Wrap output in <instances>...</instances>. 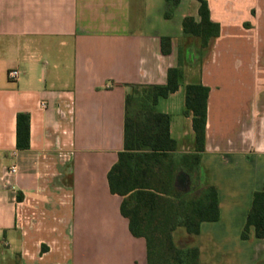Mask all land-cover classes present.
<instances>
[{
    "label": "crops",
    "instance_id": "crops-1",
    "mask_svg": "<svg viewBox=\"0 0 264 264\" xmlns=\"http://www.w3.org/2000/svg\"><path fill=\"white\" fill-rule=\"evenodd\" d=\"M207 1L221 33L204 49L183 26L201 21L198 0H181L170 20L165 0H0V264H148L108 175L131 86L167 85L181 51L180 88L157 110L171 115L177 153L194 154L186 89L210 88L200 187L217 189L220 219L197 235L178 227L175 245L199 249V264H264V239L254 227L242 237L264 189V0ZM20 113L31 117L28 150L17 148Z\"/></svg>",
    "mask_w": 264,
    "mask_h": 264
},
{
    "label": "trees",
    "instance_id": "trees-1",
    "mask_svg": "<svg viewBox=\"0 0 264 264\" xmlns=\"http://www.w3.org/2000/svg\"><path fill=\"white\" fill-rule=\"evenodd\" d=\"M165 18L174 17L181 0H165ZM200 3L201 21L186 17V35L201 39L207 48L218 38L221 26L211 19L207 0ZM170 37L162 39V51L171 54ZM183 54L179 66L168 73L167 85H134L126 97L124 151L108 175L111 192L123 197L122 214L130 220L133 236L147 241L148 264H199V249H180L173 232L180 226L190 234H199L203 222L220 219L218 191L201 188L200 174L206 151L207 118L210 88L202 84L188 85L185 114L193 115L196 152L178 154L177 142L171 136V115L157 110L160 99L176 93L183 79ZM31 147V117L20 113L17 119V148ZM185 176L188 183L179 186ZM264 239V189L254 195L253 205L243 232L247 240L251 228Z\"/></svg>",
    "mask_w": 264,
    "mask_h": 264
},
{
    "label": "built area",
    "instance_id": "built-area-1",
    "mask_svg": "<svg viewBox=\"0 0 264 264\" xmlns=\"http://www.w3.org/2000/svg\"><path fill=\"white\" fill-rule=\"evenodd\" d=\"M19 75H20V73H19L18 70H11L9 72V78L11 80H17L19 78ZM43 106L45 107L46 105L43 104ZM10 172H11V174H15L17 172V167L15 165L12 166L11 169H10Z\"/></svg>",
    "mask_w": 264,
    "mask_h": 264
},
{
    "label": "rangeland",
    "instance_id": "rangeland-1",
    "mask_svg": "<svg viewBox=\"0 0 264 264\" xmlns=\"http://www.w3.org/2000/svg\"><path fill=\"white\" fill-rule=\"evenodd\" d=\"M182 100H184V97L183 96H179L177 98H174V100H173L174 101V105L175 106H178V107L183 106L184 101H182ZM163 103H165V102H163Z\"/></svg>",
    "mask_w": 264,
    "mask_h": 264
}]
</instances>
